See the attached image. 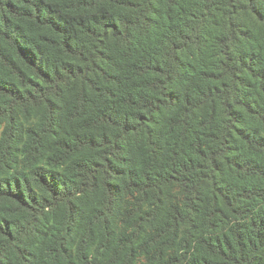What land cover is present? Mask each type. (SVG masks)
Masks as SVG:
<instances>
[{
	"label": "trees",
	"instance_id": "trees-1",
	"mask_svg": "<svg viewBox=\"0 0 264 264\" xmlns=\"http://www.w3.org/2000/svg\"><path fill=\"white\" fill-rule=\"evenodd\" d=\"M0 264H264V0H0Z\"/></svg>",
	"mask_w": 264,
	"mask_h": 264
}]
</instances>
